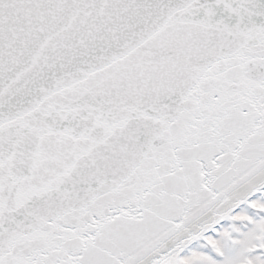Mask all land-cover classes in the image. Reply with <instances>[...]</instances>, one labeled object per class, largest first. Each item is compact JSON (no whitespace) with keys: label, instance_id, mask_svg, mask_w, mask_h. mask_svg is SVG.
Masks as SVG:
<instances>
[{"label":"snow or ice","instance_id":"obj_1","mask_svg":"<svg viewBox=\"0 0 264 264\" xmlns=\"http://www.w3.org/2000/svg\"><path fill=\"white\" fill-rule=\"evenodd\" d=\"M0 264H264V0H0Z\"/></svg>","mask_w":264,"mask_h":264}]
</instances>
